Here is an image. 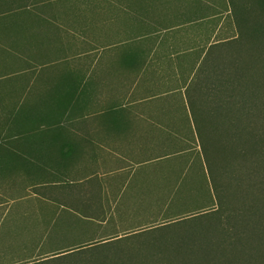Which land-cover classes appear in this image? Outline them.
<instances>
[{"label": "trees", "instance_id": "1", "mask_svg": "<svg viewBox=\"0 0 264 264\" xmlns=\"http://www.w3.org/2000/svg\"><path fill=\"white\" fill-rule=\"evenodd\" d=\"M56 1L22 0L7 13L46 16ZM230 2L237 37L211 43L184 74L195 142L171 152L170 172L185 166L187 179H134L114 205L109 193L85 194L70 207L58 199L39 213L9 214L0 221V264H264V0ZM193 88L211 105L213 137L199 128ZM55 117L40 118L56 127ZM215 140L225 154L214 152ZM77 229L61 242L59 231Z\"/></svg>", "mask_w": 264, "mask_h": 264}, {"label": "crops", "instance_id": "2", "mask_svg": "<svg viewBox=\"0 0 264 264\" xmlns=\"http://www.w3.org/2000/svg\"><path fill=\"white\" fill-rule=\"evenodd\" d=\"M188 5L186 0H60L52 5L53 14L37 17L65 25L72 37L95 33L97 61L71 70L80 77L66 85L67 108L58 117L64 126L32 129L31 144L0 145L3 167L33 159L39 169L35 179H0V221L9 214L39 213L58 199L70 207L85 194L109 193L114 205L117 193L134 179H172L170 165L158 164L162 153L187 149L193 140L180 74L186 69L178 57L195 50L182 42L183 29L203 19L188 18ZM69 183L86 187L70 192L62 186ZM79 207L99 213L97 205Z\"/></svg>", "mask_w": 264, "mask_h": 264}, {"label": "rangeland", "instance_id": "3", "mask_svg": "<svg viewBox=\"0 0 264 264\" xmlns=\"http://www.w3.org/2000/svg\"><path fill=\"white\" fill-rule=\"evenodd\" d=\"M186 1L189 5L184 8V14L188 18L196 17V19H193L194 21L200 18L203 19L199 24L187 25L183 29L185 30L186 39L182 42L185 44L191 43V47H195L193 53H190V57L194 58L187 59L184 65L186 66L184 69L188 70L193 62L198 59L197 53L200 57L203 56L204 51L211 43L231 40L237 37L238 31L230 18V10L232 9L230 0ZM19 3H22V0H0V145L31 144L35 135V131H31L32 129L49 128L53 125H46L42 122L40 117L47 113L56 116L54 119L57 122V124L54 123L56 127L64 126L66 121L58 120V117L67 108L66 85L73 76L77 80L80 77V72L74 73L71 70H73V67L80 68L81 65L85 64L95 65L97 61L95 33H90L88 39L80 34L72 37L64 28L65 25L37 22L38 18H33L30 15L26 16L22 14L23 12L7 13V8ZM51 9L45 8L43 15L52 14L56 11L54 7ZM50 10L51 12H49ZM188 35L193 37L192 40L188 39ZM221 52L222 56L229 53L228 49ZM180 74L191 76V72L187 73V71ZM191 93L193 95V98H191L196 101L194 108L197 109L199 128L205 134L211 132L210 136L213 137L212 133L216 134L215 123L217 120L214 117L210 119V116H213L210 113L211 105L209 104L206 107L204 101L200 100L201 96L194 91V88ZM215 115L218 119V114ZM33 117L34 120H32ZM27 131L29 132L27 133ZM189 134L190 132L187 131V136ZM194 142V140L190 141V149ZM214 144V152L216 150L218 153L219 150H223L218 140H215ZM224 145H226V142H224ZM197 146H199L198 143ZM223 151L225 154V149ZM169 152L176 151L170 150L162 153L161 158H163V161L158 164L170 165V158L175 156ZM227 153L229 152L227 151ZM193 158L194 160L190 164L193 166V170H197L200 160L195 156ZM0 165V179H35L37 178L36 172L39 170L33 159L28 160V162L17 161L14 164L15 167H10L12 168L11 172L9 171L10 168ZM174 170L175 173L170 172L172 179L173 177L174 179H187L188 173L192 172L185 166L183 168L182 165L176 166ZM129 184L124 186L128 187ZM67 185L66 187L62 186L69 188L70 192L73 188L83 189L86 187L74 183ZM130 190L131 188L128 190L126 188L125 191L129 193ZM196 196L201 198L198 195ZM39 203L42 204V201ZM59 204L55 201L56 206ZM52 211L60 212V209ZM51 214L52 212L45 216L50 215L51 218ZM58 234L64 237L60 239L63 242L65 238L70 240V237H77L76 235L81 234V232L78 229L64 230L59 231ZM68 243L72 244L71 242Z\"/></svg>", "mask_w": 264, "mask_h": 264}]
</instances>
